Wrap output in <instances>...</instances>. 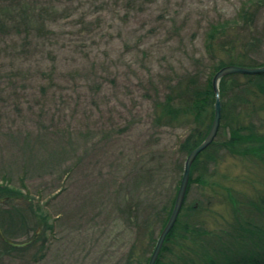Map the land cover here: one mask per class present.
Returning a JSON list of instances; mask_svg holds the SVG:
<instances>
[{
  "label": "rangeland",
  "instance_id": "rangeland-1",
  "mask_svg": "<svg viewBox=\"0 0 264 264\" xmlns=\"http://www.w3.org/2000/svg\"><path fill=\"white\" fill-rule=\"evenodd\" d=\"M247 2L0 0V182L21 188L49 223L44 244H0V264L150 258L162 222L143 227L119 210L129 202L169 208L180 186L188 154L178 146L190 126H157L158 103L180 75L208 76L224 56L211 50V24L240 23ZM224 155L188 196L202 204L206 234L184 239L179 228L163 264H203L213 246L248 257L264 248V160ZM146 177L151 183L138 186ZM18 206L25 198L5 205Z\"/></svg>",
  "mask_w": 264,
  "mask_h": 264
},
{
  "label": "trees",
  "instance_id": "trees-1",
  "mask_svg": "<svg viewBox=\"0 0 264 264\" xmlns=\"http://www.w3.org/2000/svg\"><path fill=\"white\" fill-rule=\"evenodd\" d=\"M238 16L242 18V21L240 23L236 21L234 25L226 20L211 24L208 37L212 41L217 39L216 48H211V50L217 49L216 55L219 50V53H224V56L215 59L208 76L205 77L201 69L180 75L169 85V92L164 102L158 103L160 112L155 118L157 126L170 125L178 128L190 126L178 146L179 150L186 154H189L205 139L212 126L216 101L212 86L215 72L229 64L251 67L264 64V59L259 60L264 48V0H248L239 8ZM0 24H2L1 19ZM209 46L212 47V43H209ZM214 56L215 51L212 54L213 58ZM219 88L222 118L218 134L214 141L198 155L192 165L183 207L173 229L167 236L156 264H163L162 259L165 253L172 252L168 244L175 243L179 228L184 231L181 235L184 239L199 240L206 234L201 218L197 216L202 209V204L198 200L188 203V196L193 184L206 183V176L213 174L224 152L244 157L251 155L264 160V115H261V112H264V73L229 74L221 79ZM222 134L225 135L224 140H218ZM146 174L148 173L144 171L140 176L144 178ZM146 181L147 177L145 180L137 181V185L143 186ZM151 181H148L146 185H149ZM177 188L179 189V186ZM176 195L169 208L163 205L159 210L155 207L148 210V206L142 208V203L133 205L129 202L119 211L125 217L135 215L136 220L143 222L140 224L143 227H147L153 217L152 221L162 222L161 229H163L173 210ZM0 198H6L5 201L0 202V225L5 236L15 237L29 234L31 229L37 226L42 230L39 235L34 234L33 244L38 242L44 244V233L49 223L48 216L43 212L42 207L35 205L31 197L25 195L21 188L8 183L0 182ZM23 198H25V206L14 207V209L5 207L10 201L23 200ZM138 221H134L133 224L140 223ZM0 244L9 251L21 250L7 243L1 235ZM211 249V252L208 251L205 254L203 264H264V248L249 257L227 252L226 245L213 246ZM43 256L44 252L40 253L35 262H39ZM148 261L149 257L144 260H129L130 264H147ZM186 264L200 263L191 257H186Z\"/></svg>",
  "mask_w": 264,
  "mask_h": 264
},
{
  "label": "water",
  "instance_id": "water-1",
  "mask_svg": "<svg viewBox=\"0 0 264 264\" xmlns=\"http://www.w3.org/2000/svg\"><path fill=\"white\" fill-rule=\"evenodd\" d=\"M233 73H242V74H259V73H264V64L261 66H255V67H251V66H241V65H235V64H229V65H225L223 67H221L220 69H218L212 79V86L213 89L215 91L216 94V101H215V115H214V120L212 123V126L207 134V136L205 137V139L197 146L195 147L187 156L185 163H184V169H183V175H182V179L180 182V186L176 195V200L174 203V207L173 210L171 212V215L166 223V225L164 226V228L162 229L155 248L149 258V261L147 264H156L160 253L162 251V248L164 246V243L167 239L168 234L171 232V230L173 229L178 216L180 214V211L183 207L184 201H185V197L187 194V190H188V186H189V181H190V175H191V169H192V165L194 163V161L196 160V158L198 157V155L205 150L216 138L220 125H221V118H222V102L221 99L219 97V92H220V81L223 77L229 75V74H233ZM6 198H0V202L5 201ZM0 235L2 236V238L9 243L10 245H12L13 247L16 248H21L24 247L26 245L31 244L34 239H30L27 241H14L11 240L9 238H7L3 232V229L0 225Z\"/></svg>",
  "mask_w": 264,
  "mask_h": 264
}]
</instances>
